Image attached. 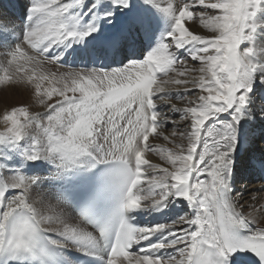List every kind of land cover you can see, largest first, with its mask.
<instances>
[{
  "label": "snow or ice",
  "instance_id": "1",
  "mask_svg": "<svg viewBox=\"0 0 264 264\" xmlns=\"http://www.w3.org/2000/svg\"><path fill=\"white\" fill-rule=\"evenodd\" d=\"M0 48V83L45 109L2 117L0 264H264V228L232 198L239 153L264 181V148L245 147L264 142V0H28L22 30L0 12ZM77 54L92 66L37 71Z\"/></svg>",
  "mask_w": 264,
  "mask_h": 264
},
{
  "label": "bare ground",
  "instance_id": "2",
  "mask_svg": "<svg viewBox=\"0 0 264 264\" xmlns=\"http://www.w3.org/2000/svg\"><path fill=\"white\" fill-rule=\"evenodd\" d=\"M5 1H7V0H0V5H5ZM67 2H71V0H67ZM158 2L160 3L161 7L165 6V0H158ZM3 10H2V8H0V12H4ZM199 11H201V9H199V8L194 9V12H196V13H198ZM213 14H215V13H213ZM11 15H12V19L14 20V17H13L14 15L13 14H11ZM156 15L159 16L160 14L156 13ZM188 26H190L192 29H195L199 34H207V30L202 29V26L199 25V21L198 20H196L195 23L188 22ZM0 52H2L1 49H0ZM1 63L2 62L0 61V64ZM189 64L191 66H193V67H196V68L199 67V64L197 62H193L191 60H189ZM43 65H48V67H49L51 64L48 61H45ZM40 69L41 68L37 69L38 73L51 74L50 72H43ZM189 78H191V77H189ZM44 86L48 87L49 84H47V82H45ZM171 87L175 88L177 86H171ZM180 87L182 88V86H180ZM189 87H191V85H189ZM3 88H0V92L6 91V93H7V95H6V97L4 99H9V101H11L14 104L15 101H17V96L13 92V85L6 84L5 85V90ZM198 94H199L198 92L193 91L191 93H188V98L189 99H194L195 96L198 95ZM170 100H171V103L177 104L178 107H183L184 106L183 101L181 99H178L175 96V94H173V96L170 97ZM257 103H260V101H257ZM41 107H39V108H41ZM39 108H36V112H41V111L44 110L43 108H41L39 110ZM160 111L164 112V113H168L169 112V108H168L167 105H165L164 107H162L160 109ZM180 116H181V114H175V115L171 116V119L179 121L180 120ZM223 116L227 117V114H223ZM166 126H168V125H165L164 128H163L164 135H168L173 130V127L171 125H170V130H166L165 129ZM184 126H185L184 123L181 122L180 130H183ZM4 127H6L5 122L3 121V118L0 117V130L3 129ZM258 133H259V129H257L255 135L258 136ZM173 139L174 138L170 137L169 141H165L162 136L158 137V138H155V139L150 137L149 143L154 145V146H156L157 148L163 147L165 149H173V150H175V145H174V143L171 142ZM177 142H179V141L177 140ZM184 143L186 145L187 141L185 140ZM145 158L148 159L152 164H159L162 167L171 168V165L168 164L166 160L161 159V153L159 151L146 152L145 153ZM146 171L151 173L153 170L151 168H148V169H146ZM156 174L157 175H161L162 173H160L157 170ZM201 179H207V177L206 176H202ZM246 185H247V182H244V186H246ZM245 189H246V187H244V189H243L244 193H246V192L248 193V189L247 190H245ZM14 194L15 193H10L9 195H14ZM238 196L239 197H237V198L236 197H232L233 201L236 202L237 209L238 210H242L246 215L249 214V213L252 214L250 218H252L254 220V223L252 224V227L254 229L258 228V227L264 228V192L248 193L246 195V198L247 199L249 198V200L243 202V204H240V202L243 199L241 198L240 195H238ZM182 209H183V206L180 207L179 211L174 210V212L176 214H181L182 212H187V214L189 216L192 215V212H191L190 208H186L184 211Z\"/></svg>",
  "mask_w": 264,
  "mask_h": 264
},
{
  "label": "rangeland",
  "instance_id": "3",
  "mask_svg": "<svg viewBox=\"0 0 264 264\" xmlns=\"http://www.w3.org/2000/svg\"><path fill=\"white\" fill-rule=\"evenodd\" d=\"M7 1H9V0H7ZM17 1L22 5V7H23V15H24L26 13V5H27L28 1H26V0H17ZM11 2H13V1L11 0ZM2 10L4 12L6 11L8 13L13 14L12 11H11V9L7 8L6 5H3ZM14 20L16 21L15 18H14ZM21 25L22 24L20 23V25H18V26H20V28H22ZM0 49L2 51V52H0V61L2 62L0 65H4L6 63L5 57H6L7 49H2V48H0ZM49 63L51 64L49 67H48V65H43L40 70L43 71V72L55 73L57 76H59V74L62 73V72H66V71H69L70 70V69H66V68H62V67L56 66L54 63H51V62H49ZM0 75H3L2 70H0ZM5 85L6 84H4V83H0V88H3L4 87L3 89L5 90ZM49 86H53V85H49ZM54 86L60 87L61 85L55 84V82H54ZM13 92L17 96V101H15L14 104L11 101H9V99H4L6 97V95H7L6 91L0 92V117H3V115L6 112L10 111L13 107L26 106V107L29 108V110L31 112H36V108H39V107L42 106V105L39 104L37 98L35 97L34 92L31 90V85L28 86V90H25L24 87L14 86L13 85ZM55 99H56V97H53V102L55 101ZM41 108L44 109L43 106ZM41 108H39V110ZM43 111H45V109ZM43 111H41V112H43ZM223 118L227 119V117H225V116H223ZM4 129H5V127L3 129H1V130L3 131ZM165 129L166 130H170V125L166 126ZM247 145H249V144H246L245 147ZM5 175H7V174H5ZM239 183L240 182L238 181L236 183V186H237V184L239 185ZM240 185L241 186H237V187L235 186L236 187V192H234L233 193V196H232V197H236L237 198V197H239L238 195H240L241 198L243 199L240 202V204H243V202L249 200V198L248 199L246 198V195L248 193L264 192V191H257L260 188V185H261L260 183H258L256 185L255 184H252L251 185V184H248V182H247V185L244 186V187H246L245 190L248 189V193L247 192L244 193V190L241 192V189H243V184L240 183ZM185 209H186V207H183L182 210H185Z\"/></svg>",
  "mask_w": 264,
  "mask_h": 264
}]
</instances>
